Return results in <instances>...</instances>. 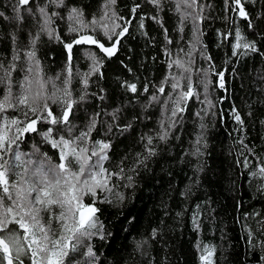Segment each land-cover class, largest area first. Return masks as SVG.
I'll use <instances>...</instances> for the list:
<instances>
[{
    "label": "snow or ice",
    "instance_id": "obj_1",
    "mask_svg": "<svg viewBox=\"0 0 264 264\" xmlns=\"http://www.w3.org/2000/svg\"><path fill=\"white\" fill-rule=\"evenodd\" d=\"M186 238L264 264V0H0V264H183Z\"/></svg>",
    "mask_w": 264,
    "mask_h": 264
},
{
    "label": "trees",
    "instance_id": "obj_2",
    "mask_svg": "<svg viewBox=\"0 0 264 264\" xmlns=\"http://www.w3.org/2000/svg\"><path fill=\"white\" fill-rule=\"evenodd\" d=\"M255 134V133H253ZM213 144H214V152L213 155L209 158V164L211 165V169L209 172V176L219 175L221 170L225 173L230 175L229 169L233 160V156L229 155V146L232 143V139L227 136L226 130L222 127L218 126L217 130L212 134ZM176 172V181L180 183L187 179V174L190 170H185L184 173L180 172L179 169L175 170ZM163 176L162 173H157V182L153 189H149L145 191V197L149 194H152V199L148 200L147 198L144 201L146 205L144 219L142 221L143 228H147L149 226V222H154L157 218V214L159 209L156 205L159 203V198L164 195V187L165 185L160 183V178ZM212 191L217 194L216 198L224 203L227 206V202L225 197L229 194L221 189L219 186V182L215 179L212 180ZM158 190V191H157ZM173 206L175 207L176 201L173 200ZM229 212H231V208L229 206ZM225 220H230V216H226ZM141 229V231L143 230ZM179 235V234H177ZM194 234L188 233V236H192ZM182 248V255H183V264H194V255L192 251V246L188 239L186 238L183 241L177 242V255L181 254Z\"/></svg>",
    "mask_w": 264,
    "mask_h": 264
}]
</instances>
